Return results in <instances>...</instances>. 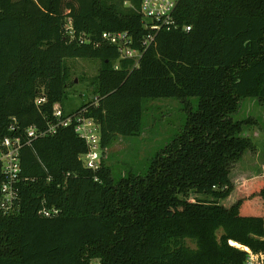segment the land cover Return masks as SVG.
<instances>
[{"label":"trees","instance_id":"1","mask_svg":"<svg viewBox=\"0 0 264 264\" xmlns=\"http://www.w3.org/2000/svg\"><path fill=\"white\" fill-rule=\"evenodd\" d=\"M125 2L0 0V138L12 123H55L57 105L96 123L101 155L97 170L83 164L74 119L22 148L27 179L19 210L0 216V264H244L245 247L264 257V175L230 206L220 202L252 145L243 131L256 120L233 118L240 99L264 106V0H179L175 26L157 31L136 65L100 41L103 31H128L143 48L139 0ZM77 57L101 66L93 97L68 110L66 59ZM163 97H197V107L142 173L114 177L103 155L118 136L140 135L145 101ZM191 192L209 198H184ZM42 207L59 213L45 217Z\"/></svg>","mask_w":264,"mask_h":264},{"label":"rangeland","instance_id":"2","mask_svg":"<svg viewBox=\"0 0 264 264\" xmlns=\"http://www.w3.org/2000/svg\"><path fill=\"white\" fill-rule=\"evenodd\" d=\"M126 5H129V3H126ZM66 62L70 67L73 83L68 89L65 106L68 110H72L93 97L95 79L101 62L97 58L84 57L67 58ZM197 101V97L188 99L163 97L146 100L144 103L142 133L134 137L118 136L108 147L107 153L103 155L104 160L112 164L114 177L126 171V168L142 173L148 159L181 130L189 110L196 109ZM247 116L256 120L255 124L245 127L243 131V134L250 138L252 145L243 152L230 170V179L234 188L227 198L220 201L226 206L234 203L247 190V180L249 178L263 173L264 106L256 98L245 97L240 99L233 118L242 119ZM185 197L189 201L209 198L193 192ZM216 233L219 236L221 228ZM187 243L194 247L192 241L187 240ZM237 246L242 248L240 245ZM93 264L97 263L93 262Z\"/></svg>","mask_w":264,"mask_h":264},{"label":"built area","instance_id":"3","mask_svg":"<svg viewBox=\"0 0 264 264\" xmlns=\"http://www.w3.org/2000/svg\"><path fill=\"white\" fill-rule=\"evenodd\" d=\"M178 2L179 0H139L138 11L144 20L143 27L149 30L143 40V48H134L130 45L132 39L128 31H103L100 34V41L116 45L120 52L119 59H132L136 65L145 47L153 41L155 33L162 29L169 30L175 26L173 12ZM125 3H129V7H134L131 0H126ZM189 28V26L186 27L187 30ZM83 38H80V42L88 41L87 38ZM100 41L95 42V46H98ZM118 60L114 63L115 69L119 68ZM44 101L45 97H38L35 100L37 104ZM53 116L56 118V122L49 123L45 128L30 125L17 131L18 128L12 123L9 127L12 134L0 138V216L10 215L19 210L20 184L27 179L21 174L22 148L39 137L52 135L57 127L70 125L73 119L75 120L73 126L75 133L85 141L87 146V151L81 155L83 164L93 171L99 168L100 132L96 123L82 114L64 115L57 105L54 106ZM262 174L264 175V167ZM39 213L45 217H54L58 215L59 209L42 207ZM244 249L247 252L244 264H264L262 254L255 253L246 247Z\"/></svg>","mask_w":264,"mask_h":264},{"label":"water","instance_id":"4","mask_svg":"<svg viewBox=\"0 0 264 264\" xmlns=\"http://www.w3.org/2000/svg\"><path fill=\"white\" fill-rule=\"evenodd\" d=\"M232 244L234 243V242H231Z\"/></svg>","mask_w":264,"mask_h":264},{"label":"bare ground","instance_id":"5","mask_svg":"<svg viewBox=\"0 0 264 264\" xmlns=\"http://www.w3.org/2000/svg\"><path fill=\"white\" fill-rule=\"evenodd\" d=\"M235 243V242H234ZM240 246H242V245H240Z\"/></svg>","mask_w":264,"mask_h":264}]
</instances>
